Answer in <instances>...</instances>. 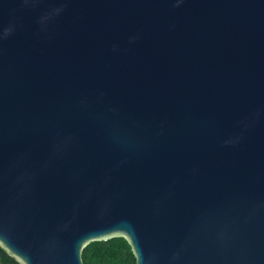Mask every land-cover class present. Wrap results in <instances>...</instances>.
I'll list each match as a JSON object with an SVG mask.
<instances>
[{
  "label": "water",
  "instance_id": "1",
  "mask_svg": "<svg viewBox=\"0 0 264 264\" xmlns=\"http://www.w3.org/2000/svg\"><path fill=\"white\" fill-rule=\"evenodd\" d=\"M264 264V0H0V243L84 264Z\"/></svg>",
  "mask_w": 264,
  "mask_h": 264
},
{
  "label": "trees",
  "instance_id": "2",
  "mask_svg": "<svg viewBox=\"0 0 264 264\" xmlns=\"http://www.w3.org/2000/svg\"><path fill=\"white\" fill-rule=\"evenodd\" d=\"M81 257L84 264H135L137 261L133 246L125 235L92 240L82 248ZM0 262L2 264H23L1 243Z\"/></svg>",
  "mask_w": 264,
  "mask_h": 264
},
{
  "label": "rangeland",
  "instance_id": "3",
  "mask_svg": "<svg viewBox=\"0 0 264 264\" xmlns=\"http://www.w3.org/2000/svg\"><path fill=\"white\" fill-rule=\"evenodd\" d=\"M0 264H2V263L0 262Z\"/></svg>",
  "mask_w": 264,
  "mask_h": 264
}]
</instances>
